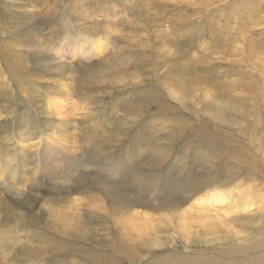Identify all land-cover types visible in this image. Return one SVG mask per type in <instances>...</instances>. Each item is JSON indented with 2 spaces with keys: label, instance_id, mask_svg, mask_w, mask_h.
Segmentation results:
<instances>
[{
  "label": "rangeland",
  "instance_id": "rangeland-1",
  "mask_svg": "<svg viewBox=\"0 0 264 264\" xmlns=\"http://www.w3.org/2000/svg\"><path fill=\"white\" fill-rule=\"evenodd\" d=\"M7 44L29 64L61 60L71 70L58 79L52 69L45 77L0 75L1 171L17 160L21 135L35 141L53 128L44 108L49 92L61 91L55 82H71L69 107L75 114L90 106L78 120L100 126L89 141L60 149L65 161L54 166L73 169L72 194L52 192L48 181L25 195L0 187V264H264V0H0L1 54L9 55ZM153 44L165 52L162 77L172 70L188 93L176 85L173 115L139 117L120 139L101 142L133 88L101 96L81 88L79 71H101L116 58L134 62ZM225 109L227 123L213 119ZM155 121L162 129L150 140L142 127L155 130ZM46 148L42 140L41 153L31 152L56 149ZM95 180L105 189L87 191ZM125 197L126 207L116 208ZM81 224L90 237L75 242ZM42 233L70 246L28 255L29 235Z\"/></svg>",
  "mask_w": 264,
  "mask_h": 264
},
{
  "label": "bare ground",
  "instance_id": "bare-ground-1",
  "mask_svg": "<svg viewBox=\"0 0 264 264\" xmlns=\"http://www.w3.org/2000/svg\"><path fill=\"white\" fill-rule=\"evenodd\" d=\"M142 14H143V12H142ZM143 15H145V14H143ZM30 33L32 34L33 31L31 30ZM10 46H11L10 44L4 45V47L7 50V53L9 55H5V50L2 51V54H1V51H0V62L2 64L0 66V75H2L5 72L6 69H10L13 72L14 75L15 74L16 75L24 74L26 77L28 76L29 78H32V77H36L35 75L38 74V73H40V74L44 73V77H45V74L49 70L52 69V70H56V71L53 72V74H54L53 78H55V79L57 78L58 79V78H60L59 76L66 77L67 76L66 71L70 72V70H71V65H69L68 63H66L64 61H61V60H59V62H57L58 61L57 60L56 62H52V63H49V62L45 61L44 63L40 62V63L29 64L25 56H23L22 54L21 55H14L15 53L11 52L12 51L11 49L8 48L9 49L8 50L7 47H10ZM16 46H18V45L16 44ZM150 48L151 49H149L148 52L142 53V55L139 54L138 58H136V60L134 59L135 60L134 62H131V60H128V59H120V58L118 59V58H116L115 60H118V61H115V60L110 61L107 65H105L106 67L104 66L102 68L101 71H99V69L98 70L97 69H93L92 65L88 66V68H85L83 70L81 69L79 71V73H78L79 76L76 77L77 78L76 80H78L79 83L81 84V88H83V89H91L94 92H96L98 90H101L102 91L101 92L102 93L101 96L103 94L107 95V94L113 93L114 91H120L121 89L125 90L124 87L126 89H128L129 87L133 88V92L131 93V95L127 99L121 100L118 103L119 106H121V108H123L122 109L123 113L120 116H118L117 126H114L113 122H111L108 125V127L110 126L109 130H111V132L110 133L109 132L106 133L103 136L101 142H105L106 141V143H108V142H113V141H116V140L120 139V135H122L124 133H129V131L133 128L131 126L136 124V122L139 121V119H137L139 117H140V119L143 118V123H144V121H146L147 118L149 117V115L152 114V113H153L152 114L153 119L154 118H159V116L162 115L163 113H165L167 115L168 114L173 115L174 114L173 110L175 109V107H172L171 104H169V102H175L176 85L179 84L178 86L181 87V89H182L181 93H183V95L184 94L186 95L188 93L187 92L188 90H187L186 83L185 82H180L179 79L175 80V76L171 72L172 70L169 71V70L166 69L165 71H163L164 73H163V77H162V74L160 73L162 71V69H161L162 67L160 65V62H161L160 59L162 58V55L165 52L162 51L158 46H155L154 44L151 45ZM261 52H262V49H261ZM171 56H173V55H171ZM105 63H107V60H106ZM132 69H136V72H137V70L141 71L143 73V76L141 77L140 74L137 75V74L133 73ZM11 71H10V73H11ZM145 74L148 75V78L146 77ZM3 75H5V74H3ZM41 76H42L41 78L43 79L44 78L43 75H41ZM13 77L15 78V76H13ZM203 78H205V77H203ZM16 80H14V81H16ZM33 80H36V79L34 78ZM73 81H74V79H73ZM69 83H71V82H69ZM69 83H64V82H60V81H59V83L55 82L54 85H58V87L61 89V91L63 93H61V91H59V90H57V91L51 90L49 92L51 94L46 99L47 106L44 109H45L47 115L50 117L48 126L51 125L53 127L51 129V131L48 132L47 134H45L44 136L40 137L39 139H36L35 141H32L34 139H31L30 137H28L26 135H21L22 134L21 133L20 135L23 138L22 139L23 141H20L19 144L17 145L18 152H19V156L18 157L16 156L17 160H16L15 157L12 158L13 160L15 159L14 160L15 163L13 165H10L9 169H6V170L3 169L2 171L0 170V187L2 186L4 188V190H6L8 193L15 194V195H18V194L19 195L30 194L35 189L38 190V188H41V184L43 183V181H48V182H50L52 184V186H51L52 187L51 188L52 192H55V193H58V194H61V193H66V194H70L71 193L72 194V192H73V189H72L73 187L72 186H74V185L70 183L69 178L71 177L70 176V173H71L70 171L73 170V169H71L69 171L68 168H67V170L63 169V168L59 169V168L54 166L56 163H62L63 164V162L65 161V160L63 161V159L60 158L61 157V154H59L60 149L63 150L62 147L68 148V146H66L67 145L66 143H68V144L71 143L72 144V143L80 142L82 139H83V141L84 140L89 141L91 139V137L95 134L96 129L99 128L100 125L98 123L97 124H93V125H86V124L84 125L82 121L78 120L79 118L81 120V118H84V117H87V116L90 115L89 114V110H91L90 106H85L83 108V111H81L79 113H78L77 110H80L82 106H80L78 109H76L77 112L75 111V114L77 115L78 118L77 117L75 118V114L73 113L75 108H72V106L69 107V105H71L73 103L72 100H71L72 103L70 102L71 104L68 105L69 102L67 103V99L70 98V97L68 98V96H71V93L73 91L72 88H70V84ZM10 86H11V84H10ZM101 86H102V89L94 88V87H101ZM106 88L107 89H114V91H108ZM78 91H80V89H78ZM12 96H11V98H12ZM176 99H178V98H176ZM94 101H96V100H94ZM186 105H188V104H186ZM216 107L218 108V106H216ZM153 109H156V111L155 112H150ZM208 109H209V107H208ZM219 111L218 112L216 111L217 113L212 111L214 113L213 116H212L213 119L217 120V121H220L223 124L227 123L226 119L228 117V111L226 109L225 110H219ZM47 115L45 114V116H47ZM135 115L137 117H135ZM6 117H7V115H4L3 113H1L0 114V121L5 119ZM212 117H211V119H212ZM130 119H134L132 121V124L130 123V121H131ZM159 119H157V120L159 121ZM156 121L154 122L155 130H149L148 126L142 127V131L144 133L142 135L145 136V135L148 134L150 140L153 139L157 134H159L161 129H162V125H159ZM52 122H56L55 125L53 124L54 126L52 125ZM75 122H76L77 125H75ZM228 123H230V122H228ZM75 128L78 129L79 135H76V132L74 131ZM163 130H164V128H163ZM24 131H26V130L24 129ZM97 131H98V129H97ZM27 132H29V131H27ZM42 140H44L45 146H47L46 151L56 147L54 152H52V153L51 152H44V155L42 153V156H39L38 154L32 153L31 152L32 149H35V150L37 149L36 152L37 153H39V152L41 153L40 149L42 148ZM95 140H97V139H95ZM90 143H91V141H90ZM81 144H82V141H81ZM82 147L83 146L81 145L80 148H82ZM98 147H100V146H98ZM67 153L70 154L71 152L68 151ZM94 156H96V155H94ZM68 157H69V155H68ZM87 158H89V157H87ZM34 159H36V160H34ZM1 166H3V163L1 162V159H0V167ZM87 171H89V170H87ZM7 174H9L10 177L6 178ZM15 175H18V176L14 177ZM79 181L80 180H78L77 183H79ZM84 183L81 184L83 187L85 186ZM75 185L78 186L80 184H75ZM86 187H87L86 188L87 191H91V190H99L100 191V189H105L103 187V185L102 184H98L96 180H95V182L93 184L92 183L86 184ZM109 189L113 190V187L111 186ZM109 189H106V190H109ZM122 197L124 198V196H122ZM61 198L62 197L56 196V197H52V200L60 201ZM125 198L126 199L124 201H120V202H115L114 203L116 208L126 207L127 202H128V197H125ZM74 199H76V198H74ZM27 201H29V200H26V202ZM28 203H24L25 207L27 206ZM136 203L140 204V205L143 204V202L139 201V200L136 201ZM13 204H15V203H13ZM13 204L9 203V205H8L9 212H10V210L11 211L15 210L14 208L17 205L14 206ZM128 205H130V204H128ZM2 209H3V206L1 204L0 205V211H2ZM27 212L26 211H22V212H18V213L21 216H24V218H26ZM15 214L16 213L14 212L13 215H15ZM72 217H73V215H72ZM24 218H21V219H23L25 221ZM2 221L0 220V225H2ZM56 221H57V219H56ZM4 222H5V220H4ZM64 224L65 223H63L62 225H64ZM70 225H71V223H70ZM59 229L61 230V228H59ZM74 230L75 231L73 233H74V237H75V242L80 241L81 238L85 239V238H89L90 237V230H87V229L83 228L82 224L78 225ZM22 232H23V230H22ZM65 236H66V234H65ZM29 238H31V239L29 241L28 246H25L24 251L27 250L29 252L28 255H32L33 254L32 256H42V257H44L46 254H49L50 250L55 249V248L58 249V247L63 246V244H68V242H69V241L68 242H57L56 241L57 242L56 244H52L51 242L49 243V238L45 235V233H42V235L41 234H39V235L38 234L29 235ZM16 242H18V241L16 240ZM59 244H60V246H59ZM13 263H15V262H13Z\"/></svg>",
  "mask_w": 264,
  "mask_h": 264
}]
</instances>
